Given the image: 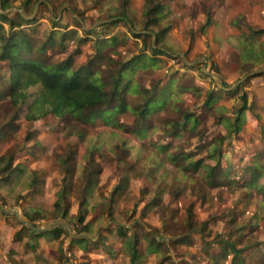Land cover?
Returning a JSON list of instances; mask_svg holds the SVG:
<instances>
[{"label": "trees", "instance_id": "obj_1", "mask_svg": "<svg viewBox=\"0 0 264 264\" xmlns=\"http://www.w3.org/2000/svg\"><path fill=\"white\" fill-rule=\"evenodd\" d=\"M95 1L103 11L109 0ZM113 1L118 4L99 15L97 26L71 16L74 26L69 27L50 17L52 26L38 31L40 10L72 13L73 8L53 0H0V141L15 140L21 121L30 126L52 116L59 124V148L54 145L49 158L40 150L33 156L31 148L39 142L26 145L30 131L0 154V208L18 203L31 226L51 220L45 232L57 262L64 253L60 236H68L72 224L69 246L84 252L101 248L111 257L120 253L121 264H146L150 256L154 264L264 263V223H259L264 150L253 146L234 164L235 152L227 149L242 135L253 101L238 93L243 82L229 87L222 81L213 89L212 80L208 86L196 84L194 75L169 64L172 59L200 70L177 49L173 36L182 15L198 2ZM204 1V19L195 31L199 38L209 31L221 37L225 0ZM231 37L222 44L237 57L243 75L264 64V28L249 27ZM84 46L89 51L79 59ZM222 93L231 97V105L220 103ZM26 155L25 163L20 159ZM48 159L55 166L57 190L43 207L34 203V187L47 174ZM104 159L118 172L110 191L99 187ZM134 172L144 184L130 208L120 206L119 197L135 198L127 196ZM187 186L204 195L222 187L240 190L222 231L210 234L207 222L197 218ZM244 200L247 211L239 210ZM150 212H160L159 227L144 221ZM195 236L202 240L203 250L195 252L199 260L186 255Z\"/></svg>", "mask_w": 264, "mask_h": 264}, {"label": "rangeland", "instance_id": "obj_2", "mask_svg": "<svg viewBox=\"0 0 264 264\" xmlns=\"http://www.w3.org/2000/svg\"><path fill=\"white\" fill-rule=\"evenodd\" d=\"M196 1L198 4H196L191 11L188 12V14L182 15L181 21L179 22L181 27L177 26V29L173 28V36L178 41L177 49L179 48L182 52L186 51L188 56L187 61H189L192 65H199L200 70L197 72L193 69L183 68L179 61L174 62L172 59H169V64L172 65V70L177 68L180 73L183 71L187 76L194 75L193 79L196 84L208 86V80H212L210 85L213 89H215L217 84L219 87L222 86V81H225L229 87H233L235 84L243 82L241 89L238 90V93L243 91L246 92L249 101H253V105L251 107V110L253 111L246 112L245 126L242 131V135L232 138V146L227 148L230 153L231 151L235 152V154L230 157V161L232 160L234 161V164H237V158L242 154L249 152L252 153L253 146L257 151L264 150V69L258 70L260 66H255L249 72L257 69L255 73L261 74L255 76V73H253L244 77V75L249 72L244 75L242 74L243 71H241L242 69L238 65L237 57L230 54L227 46L225 43L222 44V42H230L232 40L231 35L236 32L238 33L239 31H246L249 27L254 29L264 28V0H225L227 8L223 17H221L218 22V26L221 31L220 36L222 38L225 37L224 39L218 35L214 38V32L212 31L208 32L207 37H198L200 35L197 34L195 28L203 22L205 15V1ZM61 2H65L66 5H70V7L73 8V10L69 8L72 13H69L68 11L62 12V9L58 7L56 10H40L36 16V29L38 31L44 27L52 26L49 21L50 17L69 27L74 26V19H72L71 16H74L75 19L81 21L84 26H91L93 24L97 26L100 23L96 22L99 15L102 16V12L105 11L109 5L118 4L114 3L113 0H109L108 4L104 5L103 11H101V4L95 0H53L55 5ZM139 4V2H134V7L138 8L140 6ZM78 31L81 32V29H78ZM86 51H89V48L84 46L83 54L79 55L78 58L80 59L83 57ZM200 71H202L205 76H201L199 74ZM218 79L221 80V83H219ZM229 87H227V89H229ZM225 95L226 94L224 93L220 94V103H223L226 106L231 105V97H226ZM210 122L211 120L208 119L207 124ZM20 124L21 127L15 140L6 142L0 141V154L5 152V150L13 144V142L21 143L22 138L27 131L32 133V138L30 141L26 142V145H32L36 141L39 142V145H33V156L38 155L40 150V152L43 151L45 156L49 158L48 155L51 153L52 147L55 145L53 149L57 146V149L59 148V145H56L57 142H55V135L58 132L59 124L57 119L54 117L46 116L40 120L34 121L30 126L23 124L22 121ZM42 157L44 156H40L38 158ZM48 161L50 160L48 159ZM47 165L48 167H46V171L48 172L49 170L48 174L51 176L49 181V193L44 199H36L34 201L36 204L42 203L43 207H46V205L50 203L53 190L57 187L55 185V166L52 161L48 162ZM100 165V190L103 189L105 191H110L118 178V172L115 169V165L113 163H107L106 159L101 160ZM139 176L140 174H138V172L133 173L130 181L129 193L127 195H134L135 198L123 201V196L119 197L118 200L120 202V206L123 205L128 208L132 206L139 193V189L144 184L143 178H140ZM185 192L186 197L193 201V210L195 211L197 218L201 221L207 222L206 229L211 232L210 234L222 231L225 228L224 225L226 223V219H228V214H230V210L233 209V207L236 208L235 201L238 200L237 196L241 194L238 188L232 186L229 188L222 187L211 192H206V195L201 194L198 190H192V186H187ZM138 203V207H140L142 202ZM245 203L246 201L244 200V202L242 201V203L239 204V210L240 208H243L244 211H247ZM6 206L14 208L12 209L13 211L15 210V207H17V215L25 220V223L28 224L29 229L31 230H48L50 225L53 223L49 219L39 220L31 226L26 221V217L23 216L21 207L18 206V203L13 205H7L6 203L5 207ZM75 211L76 205L73 204L69 208V213L73 214ZM55 219L59 220L61 218L58 217ZM143 219L153 226H160V212H150V214L144 216ZM259 223H264V218L260 219ZM40 233L42 234L39 235ZM40 233H38L39 236L28 235L29 238L33 237L34 239V250H31L27 246H22L19 248V252H14L15 258H13L14 261L12 260L10 264H37L38 259L44 258L43 255L45 254H43L41 245L39 244V237L42 238L44 244L50 247L48 253L49 257L47 256L46 263L44 264H121L120 253L111 257L101 248L84 252L80 248L76 247V245L69 246V238L71 235H74L72 224L68 226V236H65L64 234H61L60 236L62 238V246L64 247V258L62 257L63 259L61 258V261L57 262L55 259L56 252L54 244L49 243L51 242L49 239L50 234H46L48 232L45 231ZM260 235L262 238V234ZM187 249L189 251V254H186L187 256L193 254V259L199 260L200 256L196 255L195 252L196 250H203L202 240L198 236H195L192 245H189ZM151 258L152 257L150 256L149 259H147L146 264L155 263ZM250 264H256V262L251 261Z\"/></svg>", "mask_w": 264, "mask_h": 264}, {"label": "crops", "instance_id": "obj_3", "mask_svg": "<svg viewBox=\"0 0 264 264\" xmlns=\"http://www.w3.org/2000/svg\"><path fill=\"white\" fill-rule=\"evenodd\" d=\"M33 147L34 146H32L31 148L32 153H33ZM27 159H28V156L26 155L20 160L26 163ZM29 165L31 166L33 165V163L30 162ZM46 167H48V165H46ZM48 172L42 178L43 180H39V182L34 187V192H35L34 201L36 199L37 200L44 199L45 196L48 195L49 193V181L51 179V176L48 174ZM56 190H57V187L53 190V195H51V200L54 199V193ZM12 209L14 208L8 207V206L5 207V205H3L0 208V264H10L13 258H15L14 252H19L20 250L19 248H21L22 246H27L31 250H34L33 249L35 245L34 239L31 236H30L31 238H29L28 235H31V234L36 235V233L45 231V230H42V231L33 230L34 231L33 232L31 229H29L28 224L25 223V220L22 217H19L17 215V212H18L16 210L17 207H15L14 211ZM74 214L75 213L71 215H74ZM41 234L42 233H40L39 235ZM39 244L41 245L42 252L45 255H43L44 258L38 259L37 264H44L46 263L47 256L49 257L48 253H49L50 247L44 244V241L40 237H39ZM54 255H55V252H54Z\"/></svg>", "mask_w": 264, "mask_h": 264}, {"label": "water", "instance_id": "obj_4", "mask_svg": "<svg viewBox=\"0 0 264 264\" xmlns=\"http://www.w3.org/2000/svg\"><path fill=\"white\" fill-rule=\"evenodd\" d=\"M263 69H264V65L258 68V70H263ZM256 70H257V69L252 70V71L249 72L248 74L244 75V77H247V76H249V75L255 73ZM218 81H219V83H221V80L218 79Z\"/></svg>", "mask_w": 264, "mask_h": 264}]
</instances>
